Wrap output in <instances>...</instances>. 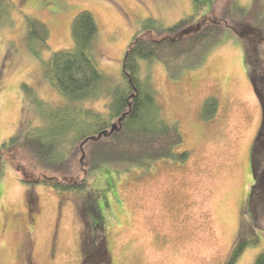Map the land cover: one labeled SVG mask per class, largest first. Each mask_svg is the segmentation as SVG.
Here are the masks:
<instances>
[{"label": "rangeland", "instance_id": "rangeland-1", "mask_svg": "<svg viewBox=\"0 0 264 264\" xmlns=\"http://www.w3.org/2000/svg\"><path fill=\"white\" fill-rule=\"evenodd\" d=\"M10 1L11 23L0 24V146L21 123L41 124L32 97L51 106L63 100L25 48L26 15L48 27L49 49L42 55L47 58L73 45L74 15L91 12L97 25L93 57L120 81L126 46L147 18L167 27L205 14L214 0ZM260 35L264 38V30ZM248 66L244 40L228 28L202 66L176 79L158 61L142 63L163 118L179 126L183 141L174 151L189 152L185 161L164 159L127 169L103 165L81 191L60 193L19 181L8 156L13 148L3 150L0 264H83L86 246L96 238L103 240L109 264H223L233 243L256 239L236 262L252 264L264 250V229L254 223V218L264 222V194L259 198V191L250 190L251 147L262 107ZM210 96L217 99V111L204 120L201 106ZM91 260L100 264V253L93 251Z\"/></svg>", "mask_w": 264, "mask_h": 264}, {"label": "trees", "instance_id": "trees-1", "mask_svg": "<svg viewBox=\"0 0 264 264\" xmlns=\"http://www.w3.org/2000/svg\"><path fill=\"white\" fill-rule=\"evenodd\" d=\"M11 7L10 0H0V24L10 22ZM263 9L262 0H252L250 6L237 0H214L205 14L185 16L167 27L147 18L126 46L120 81L105 74L93 57L97 25L91 12L80 10L74 15L70 30L73 45L52 51L47 58L42 55L49 49L48 27L26 15L25 48L39 60L43 79L63 100L51 106L32 97L30 102L38 109L41 124L21 123L1 144L0 157L3 150L13 148L8 156L19 181L29 187L43 184L60 193L81 191L91 172L103 165L127 169L146 168L164 159L185 161L189 152L174 151L183 141L179 126L163 118L149 74L141 72L142 63L158 61L168 77L176 79L202 66L228 28L245 42L248 75L261 101V125L251 147L254 183L250 190L264 194ZM23 89L31 93L25 84ZM99 100L100 107L91 105ZM217 106L216 97L205 98L201 117L213 118ZM260 221L254 218V223L264 229ZM255 241L237 240L223 264H236L244 249ZM103 247L99 238L92 247L86 246L83 264H92L93 251L100 253V264H109ZM252 264H264V250Z\"/></svg>", "mask_w": 264, "mask_h": 264}, {"label": "water", "instance_id": "water-1", "mask_svg": "<svg viewBox=\"0 0 264 264\" xmlns=\"http://www.w3.org/2000/svg\"><path fill=\"white\" fill-rule=\"evenodd\" d=\"M115 127V124H113L110 128V131ZM104 133V132H103Z\"/></svg>", "mask_w": 264, "mask_h": 264}]
</instances>
